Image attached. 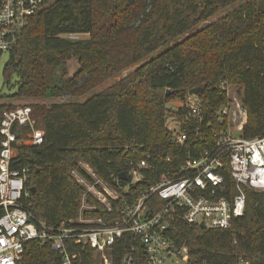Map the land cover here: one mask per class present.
<instances>
[{
  "label": "trees",
  "instance_id": "16d2710c",
  "mask_svg": "<svg viewBox=\"0 0 264 264\" xmlns=\"http://www.w3.org/2000/svg\"><path fill=\"white\" fill-rule=\"evenodd\" d=\"M237 1L44 0L42 11L32 18L3 67L4 86L15 91L0 97L32 101L34 127L44 134L39 146H17L14 162L18 163L12 164L13 169L28 170L25 187L35 188L25 205L32 222L54 229L76 218L84 189L70 172L78 161L86 162L123 199L138 196L155 184L159 173L182 163L189 149L170 143L166 118L172 111L166 104L186 101L188 91L198 86L203 87L197 95L202 133H207L206 123L229 102L219 88L226 80L238 86L246 109L242 137L264 134V0H249L223 19L196 30L199 23ZM130 33L134 35L131 48L124 44ZM72 34L88 38L65 37ZM117 44L126 50L111 55ZM72 58L77 60L78 71L67 77V61ZM144 59L131 74L82 103H46L74 96L85 87L90 90ZM14 76L17 80L12 84ZM10 106L0 103V118L3 111L15 108ZM177 114L184 116L181 110ZM27 130L17 129L18 141L26 139ZM132 141L142 148L124 152L123 147ZM212 143L206 134L196 150ZM146 153L153 155L158 172H143L142 181L123 192L127 180H121V174H128L129 162ZM159 156H171V162ZM221 173L227 185L233 186L227 162ZM245 195L244 215L228 230L187 224L175 211L167 217V236L187 246L190 264H233L240 259L264 264V195L247 189ZM164 206L157 195L147 201L149 214L162 212ZM98 208L92 215H104L103 208ZM124 248H134V264H147L142 245L127 235L113 246L114 264ZM67 249L77 254L73 264L96 263L90 248L67 244ZM16 264L62 262L50 244L31 240Z\"/></svg>",
  "mask_w": 264,
  "mask_h": 264
},
{
  "label": "built area",
  "instance_id": "2783aa9c",
  "mask_svg": "<svg viewBox=\"0 0 264 264\" xmlns=\"http://www.w3.org/2000/svg\"><path fill=\"white\" fill-rule=\"evenodd\" d=\"M44 0H0V54L11 53L18 47L24 30L32 18L42 11ZM70 40L78 35H68ZM226 93L228 101L229 85L227 81L219 84ZM166 118V128L170 143L189 149L182 163L177 167H167L158 174L154 185L130 199L122 198L121 193L113 189L108 202L104 197H97L95 204L88 205L86 198L91 193L97 194L96 187L102 186L95 171L85 166V172L72 171L76 182L85 188L80 200V209L76 218L66 220L54 229L44 224H35L26 209L29 190L26 189L28 170L13 169L17 146H39L44 134L35 129L32 108L29 105L17 106L5 110L0 118V264H16L24 251V245L31 240L50 244L60 257L62 264H73L77 254H70L67 244L90 248L95 251L96 264H114L113 246L124 236L137 238L143 247L147 264H190L189 251L185 244L177 245L168 236L169 220L167 217L178 212L187 224H204L205 229L228 230L235 219L242 217L245 211V190H253L264 195V134L254 138L235 137L230 126L229 104L221 106L217 117L206 123L207 133H202L200 124L203 116L197 96H189L181 101ZM181 110L184 116L177 112ZM198 125H194V124ZM29 128L26 141H18L17 129ZM206 134L213 143L199 151L196 147ZM141 149L132 141L123 147L124 152ZM166 163L171 156L158 157ZM150 153L129 162L130 172L125 174L127 185L121 190L140 183L143 172L157 173ZM229 169L233 186H228L221 170ZM90 178L95 180L92 185ZM107 185V184H106ZM103 187V186H102ZM232 190L234 194L232 193ZM157 195L164 201L162 212L149 214L147 201ZM228 195H230L228 197ZM102 207L104 215H92ZM109 215H115L112 219ZM111 218V219H110ZM124 254L118 264H134V248H124ZM199 264V263H194ZM233 264H254L240 259Z\"/></svg>",
  "mask_w": 264,
  "mask_h": 264
},
{
  "label": "rangeland",
  "instance_id": "374dc122",
  "mask_svg": "<svg viewBox=\"0 0 264 264\" xmlns=\"http://www.w3.org/2000/svg\"><path fill=\"white\" fill-rule=\"evenodd\" d=\"M248 1L249 0H239L236 3H234L233 5L220 10L212 18H209L208 20L199 23L197 28H196V30L202 29L203 27H205V26H207L209 24L215 23V22L223 19L224 17H226L227 15H229L234 10H236L237 8H239L241 5H243L244 3L248 2ZM127 36H128V38L124 42V44H128L129 43V47L131 48L132 45H133L134 35L132 33H130ZM65 37L67 39H69L68 36H65ZM87 38H88L87 35H78V39H87ZM121 38L124 39L126 37L122 36ZM118 50L125 51L126 49L121 47V46H119L117 44L116 46L111 48V53L110 54L111 55L116 54V52ZM155 55H156V53L151 54V55H149L147 57H151V56L153 57ZM9 56L10 55L8 53L0 54V97H3V96H7L8 97L15 91L14 87L7 88V87L4 86V79H3V76H2V71H3L4 64L9 60ZM144 62H146L145 59L140 61V62H138V63L130 65L129 67L125 68L124 70H122L118 74L117 73L112 74V76H110L107 79H104V80L100 81L99 83L96 84V86L94 88H92L90 90H88L87 87H85L84 89H81L79 92H77L74 96H70V94H67L63 98H57V99H54V100H51V101H47L46 103L47 104L52 103V102H57V103H68V102L76 103V102H79V103H82V102L86 101L89 97H91V96H93V95H95V94L107 89L108 87L116 84L121 78L128 76L135 69H137L141 65H143ZM67 71H68V76L67 77H72L78 71V64H77V60L76 59L72 58V59L67 61ZM106 74H109V71H107ZM16 80H17V77L14 76L13 79L11 80V83L14 84ZM227 83H228V81H227ZM228 85H229V97H230V101L227 102V104H229V109H230V117L228 118V120L230 121V126L231 127L233 125H235V126H237L239 128V130H237V132L234 131V130H231V133L233 134V136L240 137L241 133H242V127L245 125L246 120H247V113H246V109H245V107H244V105L242 103V100H241L242 96L238 95L239 94L238 93V86L232 85L231 83H228ZM31 102L30 101H24V100L15 99V98H12V97L5 98V99L0 98V103L1 104H8L9 103L11 105L10 107L30 105ZM179 102H181V101L171 100L166 105L172 112H175L174 109H175V107H177ZM39 103L43 104L42 102H39ZM170 114H168V115H170ZM28 130H27L28 132L26 133V139L23 140V141H26L27 138H28V135L30 134V129L28 128ZM16 154H17V152H16ZM85 166H87L89 168V170L91 169L92 171H94L86 162L78 161L77 164H76V167L74 169H72L71 172H70V176L74 179L75 182H76V180L72 176V171L76 170V172L78 174H81V172L83 173V171H84V173L87 174V172H85V169H88V168H85ZM99 178L101 179V181H103V179L100 176H99ZM93 183H95V180L90 178V183L89 184L92 185ZM102 183H103L102 184L103 187L101 185H98L96 187V191L95 192L97 194L91 193L90 195L87 196L86 201L88 199V202H87L88 205L95 204L96 203V198L99 197V196L100 197H104L107 202L110 199H112L105 192V190L108 191V193H112V195H114L113 191H112L113 189L111 187H109L108 185H106V183L104 181ZM81 187L85 191V188L83 186H81ZM77 216H79V215H77ZM163 264H172V263L170 261H167V262H164ZM179 264H181V263H179Z\"/></svg>",
  "mask_w": 264,
  "mask_h": 264
},
{
  "label": "water",
  "instance_id": "95a60500",
  "mask_svg": "<svg viewBox=\"0 0 264 264\" xmlns=\"http://www.w3.org/2000/svg\"><path fill=\"white\" fill-rule=\"evenodd\" d=\"M202 91H203V87H202V86H198V87H196V88H194V89L189 90V91H188V95H189V96H193V95H194V96H197V95H199ZM166 94L169 95L170 92L167 91ZM120 177H121V180H123V181H126V180H127V177H126L125 174H121ZM34 192H35V188H30V189H29V194H30V195H33ZM200 228L205 229V225H204V224H200Z\"/></svg>",
  "mask_w": 264,
  "mask_h": 264
}]
</instances>
